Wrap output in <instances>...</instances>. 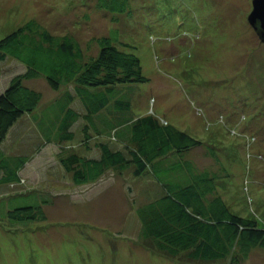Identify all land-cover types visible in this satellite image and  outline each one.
Here are the masks:
<instances>
[{
  "label": "rangeland",
  "instance_id": "374dc122",
  "mask_svg": "<svg viewBox=\"0 0 264 264\" xmlns=\"http://www.w3.org/2000/svg\"><path fill=\"white\" fill-rule=\"evenodd\" d=\"M252 9L253 0H128L122 13L99 7L98 0H0V39L34 19L55 36L78 41L87 59L97 54L101 37L116 32L118 46L140 57L149 78L119 87V97L131 101L129 114L166 118L213 145L219 157L202 158L203 150L194 157L216 170L231 165L218 190L230 185L222 192L231 209L264 223V161L254 163V181L250 179L246 189L241 168L248 161L245 139L229 129L255 136L253 149L264 154V41L249 21ZM26 71L14 57L2 61L0 92ZM22 82L43 93L37 111L56 95L43 75ZM34 122L33 113L24 116L1 146L24 133L18 151L28 146L40 152L33 170L62 169L57 144L37 150L42 139ZM84 135L74 139L75 148L92 154L94 139L86 146ZM22 175L25 187H40L34 175ZM60 175L58 171L45 181L49 194L42 197H9L0 188V264H189L152 253L140 239L137 207L147 195L129 171L124 176L108 172L96 184L79 187L68 174ZM46 196L53 198L43 204L46 219L15 220L9 215L14 208L42 204ZM247 263L264 264V247L252 250L241 264Z\"/></svg>",
  "mask_w": 264,
  "mask_h": 264
},
{
  "label": "trees",
  "instance_id": "16d2710c",
  "mask_svg": "<svg viewBox=\"0 0 264 264\" xmlns=\"http://www.w3.org/2000/svg\"><path fill=\"white\" fill-rule=\"evenodd\" d=\"M98 2L99 7L120 13L128 7V0ZM117 42L116 32L101 37L97 54L86 59L78 41L68 35L55 36L34 19L0 39V63L14 57L27 67L0 92V183H8L2 187V194L48 195L45 181L58 171L62 176L68 174L78 187L94 185L108 172L124 176L129 171L147 195L145 203L137 207L140 239L146 242L147 249L179 263L241 264L250 258L252 250L264 247V223L231 209L228 195L222 192L230 185L218 190V182L230 174L226 167L231 165L223 164L220 170L203 167L194 157L196 153H190L203 150L202 158L219 157L213 145L177 128L166 118L129 114L131 101L119 97V87L149 78L140 57L121 49ZM124 45L130 47L128 43ZM40 75L56 95L37 111L43 93L24 85L22 80ZM32 113L42 139L37 150L48 143L57 144L56 157L62 169L50 174L42 168L37 174L40 187L27 188L22 174L33 170L40 152H31L28 146L9 152L6 150L12 149L11 145L4 149L1 144L17 129L18 122ZM79 127L81 132H76ZM229 129L245 139L248 161L241 164L246 173L242 185L248 189L256 174L254 163L264 161V154L253 149L251 141L255 136L240 134L237 127ZM83 133L86 146L94 139L92 154H82L75 148L74 139ZM233 159L238 161L237 157ZM234 165L240 170L239 162ZM42 200V204L9 210V215L15 220L46 219L43 204L53 198L46 196Z\"/></svg>",
  "mask_w": 264,
  "mask_h": 264
},
{
  "label": "water",
  "instance_id": "95a60500",
  "mask_svg": "<svg viewBox=\"0 0 264 264\" xmlns=\"http://www.w3.org/2000/svg\"><path fill=\"white\" fill-rule=\"evenodd\" d=\"M249 21L259 31L264 41V0H253V9L249 14Z\"/></svg>",
  "mask_w": 264,
  "mask_h": 264
},
{
  "label": "crops",
  "instance_id": "0c3cea01",
  "mask_svg": "<svg viewBox=\"0 0 264 264\" xmlns=\"http://www.w3.org/2000/svg\"><path fill=\"white\" fill-rule=\"evenodd\" d=\"M23 137V135L21 134L20 135V137H19V140L21 139ZM43 137V136H42ZM44 138V137H43ZM14 141V140H13ZM17 144H18V141H15L14 143H12L11 144V147H12V149H8V150H6V151H11V150H13L14 149V151L16 150V147H17ZM2 145V144H1ZM4 147V146H3ZM4 149H5V147H4ZM190 153H196L195 151H191ZM197 153H198V151H197ZM189 156H193V155H189ZM59 159V158H58ZM37 170H30L29 169V172H27V171H25V173H24V175H34L36 178H37V176L41 173V170H39V171H37ZM45 172L47 173V172H49L50 174H51V170H49V169H45ZM38 174V175H37ZM49 174V175H50ZM1 175V174H0ZM58 178V177H57ZM37 181H38V178H37ZM8 183H5L4 181H2L1 183H0V188L1 187H3V186H6Z\"/></svg>",
  "mask_w": 264,
  "mask_h": 264
}]
</instances>
